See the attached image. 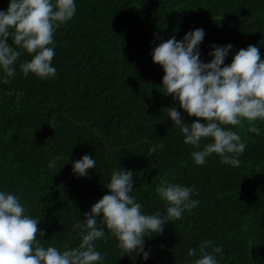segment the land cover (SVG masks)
Wrapping results in <instances>:
<instances>
[{"label":"trees","instance_id":"1","mask_svg":"<svg viewBox=\"0 0 264 264\" xmlns=\"http://www.w3.org/2000/svg\"><path fill=\"white\" fill-rule=\"evenodd\" d=\"M7 3L0 0V9ZM76 7L54 34L55 77H25L17 67L16 77L0 84V188L40 219L43 243L62 247L78 243L72 225L108 191L115 167L134 172L131 194L149 213L164 209L155 193L161 179L191 185L198 206L145 237L147 261L123 254L105 229L96 241L104 264H190L196 257L187 249L197 248L198 256L204 240L222 246L219 264H264V123L254 122L260 136L246 121L233 128L247 142L239 167L221 164L216 154L194 164L165 107L176 106L189 123L197 118L160 91L164 73L150 55L160 40L199 27L204 62L213 42L234 45L225 63L249 44L264 58V0H76ZM153 144L162 147L150 154ZM84 153L95 168L74 177L71 161ZM51 157L54 169L47 167Z\"/></svg>","mask_w":264,"mask_h":264},{"label":"clouds","instance_id":"2","mask_svg":"<svg viewBox=\"0 0 264 264\" xmlns=\"http://www.w3.org/2000/svg\"><path fill=\"white\" fill-rule=\"evenodd\" d=\"M76 12V0H8L7 7L0 9V84L14 79L17 67L25 77L32 74L42 80L54 78V34ZM204 35V30L197 27L179 40L175 35L162 39L150 50L152 61L164 73L160 91L171 94L179 109L197 119L187 122L176 106L165 107L166 116L182 134L183 143L192 147L194 164L204 165L209 156L216 154L221 164L239 167L238 157L247 142L233 128L246 121L249 132L262 134L254 122L264 123V58L256 46L249 44L225 63L234 45L213 42L207 53L210 59L204 62L199 47ZM25 53L30 58L21 60ZM21 96L17 94L16 100ZM160 147L153 144L148 152L157 153ZM56 164L57 158L51 157L47 167L54 169ZM71 165L74 177H88V169L95 168L96 160L84 153ZM133 176L131 169H112L104 183L108 191L72 225L78 237L75 246L43 243L44 230L38 229L40 219L29 213L18 195L0 188V264H104L106 253L97 249L96 241L105 238V229L123 254L131 252L147 261L152 250L146 247L145 237L162 234L166 222L190 213L199 200L193 198L197 193L194 186L161 179L155 193L164 202V209L146 212L131 194ZM198 251L197 256V248L187 249L188 257H196L190 264H219L217 257L223 248L204 240Z\"/></svg>","mask_w":264,"mask_h":264}]
</instances>
